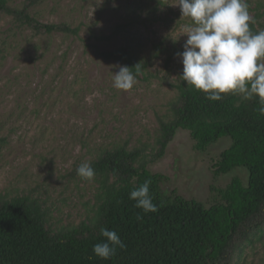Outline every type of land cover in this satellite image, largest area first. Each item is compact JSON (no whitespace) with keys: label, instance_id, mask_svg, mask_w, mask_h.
<instances>
[{"label":"rangeland","instance_id":"1","mask_svg":"<svg viewBox=\"0 0 264 264\" xmlns=\"http://www.w3.org/2000/svg\"><path fill=\"white\" fill-rule=\"evenodd\" d=\"M20 7L24 0H9ZM159 1H162L159 2ZM252 21L264 30V0H246ZM178 0H44L33 14L42 24H66L78 35L36 36L0 15V199L38 200L55 230L91 221L101 181L77 175L107 149L141 150L142 161L165 177L162 190L207 208L221 201L218 189L233 178L248 183L246 169L218 176L215 164L232 141L195 149L179 129L165 155L157 153L160 118L171 117L183 80L181 53L187 41ZM124 48L144 73L129 91L113 87L121 62L102 53ZM238 96L242 99L241 95ZM262 232V230H260ZM260 231L233 264H264Z\"/></svg>","mask_w":264,"mask_h":264},{"label":"trees","instance_id":"2","mask_svg":"<svg viewBox=\"0 0 264 264\" xmlns=\"http://www.w3.org/2000/svg\"><path fill=\"white\" fill-rule=\"evenodd\" d=\"M43 1L24 0L18 7L0 0V15L11 17L36 36L78 35V28L66 24L40 23L33 11ZM250 29L253 33L262 30L254 22ZM102 56L131 68L135 78L144 73L124 48ZM178 91L171 117L159 120L158 150L151 161L165 155L179 129L190 132L199 152L230 138L231 145L215 164L216 174L246 169L247 184L233 178L226 188L218 189L221 201L207 208L175 191L163 192L165 177L148 169L141 150L107 149L91 165L100 178L102 195L89 222L55 230L38 200L0 199V264H233L245 244L260 230L264 234V116L257 111L258 98L244 100L238 94H226L220 101H210L187 84ZM146 180H151L150 196L158 208L154 213H145L129 199L130 192ZM102 227L116 231L126 245L117 247L107 260L93 253V246L104 241Z\"/></svg>","mask_w":264,"mask_h":264},{"label":"clouds","instance_id":"3","mask_svg":"<svg viewBox=\"0 0 264 264\" xmlns=\"http://www.w3.org/2000/svg\"><path fill=\"white\" fill-rule=\"evenodd\" d=\"M175 6L181 18L191 21L184 27L188 38L181 53L182 78L187 85L205 93L210 101H220L226 94H239L244 100L258 98L257 111L264 116V30L251 31L253 21L246 0H178ZM135 84V75L127 66H120L113 74L117 90L129 91ZM77 175L91 181L95 170L84 162ZM150 184L151 180H146L129 194V199L136 201L135 207L145 213L158 211ZM100 234L104 241L93 246L100 259L107 260L117 247H126L116 231L102 227Z\"/></svg>","mask_w":264,"mask_h":264}]
</instances>
